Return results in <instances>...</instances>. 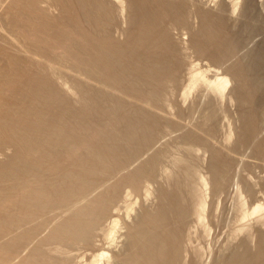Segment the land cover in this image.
<instances>
[{"label":"bare ground","instance_id":"bare-ground-1","mask_svg":"<svg viewBox=\"0 0 264 264\" xmlns=\"http://www.w3.org/2000/svg\"><path fill=\"white\" fill-rule=\"evenodd\" d=\"M263 209L264 0H0V264H264Z\"/></svg>","mask_w":264,"mask_h":264},{"label":"rangeland","instance_id":"rangeland-1","mask_svg":"<svg viewBox=\"0 0 264 264\" xmlns=\"http://www.w3.org/2000/svg\"><path fill=\"white\" fill-rule=\"evenodd\" d=\"M191 92H192V91H191ZM191 92H190V94H189L190 96L188 95L189 97H188L187 99H189L190 97L193 96V95L191 94ZM192 98H193V97H192ZM189 100H190V99H189ZM189 100H187V101H189ZM187 101H186V102H187ZM186 102H185V103H186ZM169 169H170V168H169ZM135 205H136V204H135ZM261 212H262V213H261V217H260V218L263 219L264 216L262 217V215H263L264 209H263ZM256 214H257V213H256ZM256 214L251 215V216H248L249 220L252 221V220H253V217H254V216H257ZM258 214H260V212H259ZM250 217H251V218H250ZM254 218H255V217H254ZM249 220L247 219L246 221H249ZM250 221H249V222H250ZM209 237L212 238L211 235L209 234L208 237L204 238V240L201 242V244H202V243H204L205 241H207L206 244H205V243H204L203 245L200 244L201 246L205 247V248L201 247V250H202V248H203L202 251H203L204 257L207 256V255L209 254V250H208V249H209V247H211L212 242H214V241H212L213 239H209ZM114 238H115V237H114ZM207 238H208V239H207ZM209 240H210V242H209ZM200 241H201V240H200ZM211 241H212V242H211ZM208 242H209L210 244H209ZM207 243H208L209 245H208ZM105 245H106V244H105ZM107 245H108V244H107ZM204 245H205V246H204ZM206 245H207V246H206ZM108 246H109V245H108ZM111 246H112V244L110 243V246H109V247H111ZM82 259H83V260H84V259L86 260L85 257L82 258ZM82 259H81V260H82ZM87 260H88V259H87ZM88 261H89V260H88ZM103 261H104V259H102L101 263H102V264H105V263H103ZM86 262H87V261H85L84 264H85ZM104 262H105V261H104ZM79 263H82V264H83V261H82V262L80 261ZM87 263L89 264V262H87Z\"/></svg>","mask_w":264,"mask_h":264}]
</instances>
